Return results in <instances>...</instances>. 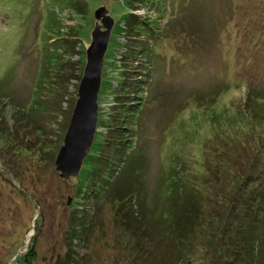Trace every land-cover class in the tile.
<instances>
[{
  "label": "rangeland",
  "instance_id": "rangeland-1",
  "mask_svg": "<svg viewBox=\"0 0 264 264\" xmlns=\"http://www.w3.org/2000/svg\"><path fill=\"white\" fill-rule=\"evenodd\" d=\"M146 1L0 0V82L8 80L0 89V264L16 262L33 239L37 264H54L59 255L70 264H235L228 253L213 254L209 241L193 253L183 225L178 237L187 240L179 243L164 223L191 225L186 197L199 194L207 200L198 217L217 215L214 224H202L206 238L220 231L237 179L216 172L219 150L237 168L255 158L264 165V0ZM104 6L115 25L89 153L98 160L83 188L87 160L75 185L54 163L95 12ZM131 14L130 25L140 30L128 32L125 44L140 56L133 50L120 69L115 47L124 44L120 23ZM144 91L145 102L129 106ZM242 194L217 246L236 249L237 235L251 256L258 242L253 263L264 264V179ZM177 201L186 212L167 217Z\"/></svg>",
  "mask_w": 264,
  "mask_h": 264
},
{
  "label": "trees",
  "instance_id": "trees-1",
  "mask_svg": "<svg viewBox=\"0 0 264 264\" xmlns=\"http://www.w3.org/2000/svg\"><path fill=\"white\" fill-rule=\"evenodd\" d=\"M162 1L163 0H161V2ZM146 3H148V2L146 1ZM151 6L154 7L155 10H156V8L158 10L163 9V7H162L163 4L162 3H159V2L156 3L154 1H152L151 2ZM79 12H81L80 9H79ZM129 18H133V17L127 16L126 19L120 23V27L122 28L120 31L122 33L125 31V29H129L130 28L129 21H131V20ZM141 23L144 24V25H146V26H149V25L151 27L153 26L148 21H144L143 20V21H141ZM131 27L134 28L133 25ZM155 30L156 29L154 28L153 32L154 33L156 32V34H157V31H155ZM117 46H119V45H117ZM130 50H133V49H130ZM80 79H81V77H80ZM7 82H8L7 79H5L3 81V83L0 82V89L3 87V84H6ZM119 82H123V79L121 78V81L119 80ZM118 96L119 95H113L114 99L116 97L118 98ZM116 105L119 106V103H116ZM130 106L134 107L135 109L137 108L136 107V104L130 105ZM251 122H252V126L253 127L254 126L257 127L258 124L260 123V122L253 123V119H252ZM125 127L126 126H122L123 129H119V130L125 131ZM0 143H1V141H0ZM240 143H241L240 148H245V145H244V143H243V141L241 139H240ZM97 150L98 149H96V151ZM220 152L222 153V151L219 150L218 151L219 154H218V156L216 158L218 164H214L216 166V169H217L216 172H219V170H220L221 172L223 171L224 174H226L227 177H229V178H231L233 176L237 180H239V178H240V180L238 181V184H237V180L235 181L234 188H235L236 192L234 193V197H233V200H232V206L230 207V210L227 213L228 215L226 214L227 215V216L225 215L226 218L224 220H222L220 223H217V225H216V228L218 227L220 229V231L219 232H216V233L210 232V235H208V237L206 238L205 230L207 228L205 226L207 225V223L210 224V225L214 224V221H215V218L217 217V215L215 213H213V214H209L207 218H202L201 216H203V215H201L200 217H198L197 212H201V207L202 206L204 207V205H206V202H205L206 197L203 195L202 197L199 198V196H200L199 194L197 195V197H193V196H189V195L186 197V199L188 198L190 200L189 203H188V210H186V211L190 213V217L188 218V220L191 222V225H188L187 223H184V222H181V223H178V224H176L177 222H175L172 225H170L169 222H168V220H165L166 222L164 223V225H165L166 228L169 229L167 231V233L168 232L174 233V234H172V236H170V238L172 239V238H174L176 236V238L178 239L179 243H183V241L187 240V239H184V237L183 238L178 237V235H179L178 233H180L179 232V228H181V225H183V227L185 228L184 230L185 231L188 230L186 232L184 231V233L186 235L189 233V236H190L191 241L194 240V243L191 244L193 246V251L190 249L193 253H195V252H200V253L201 252H204L203 250H205V248L203 246H204V244H206V242L209 241V243H212L210 245L213 246V252H214L213 254H215V255L217 254L218 256H220V255L223 256L224 254H227L228 253V255H230V258H233L232 260L235 261V264H236V262H237V264H249V263L252 264L253 263V260H254L253 259L254 258V254L255 255L258 254V252H256V251H258V242L255 243L256 251L253 250L254 249L253 247L251 248V256L252 257L250 255H245L246 249H245V247L243 246L242 243L240 244V241H239V238H238L237 235H236V237H233V239H235L234 241H238L237 243H235V246L237 245L236 249L230 248V246H226V247H224V253H223L221 251V248H219L220 247V244H219V247H218L217 246V243H220L221 242V239L223 238V236L225 234L224 231L227 229V227H231V225H230V222L231 221L229 220L230 218H228V217L231 214V212L232 213H233V211H234V213L236 212L235 211L236 210V207H234V206L236 205V203H238L237 201H239L244 196L242 194V192H244V189H249V187L253 183H256V180L264 179V165L261 164L259 161H257L256 158H255L248 165H240L237 168L235 161L230 162V160L226 161V160L222 159V155H221ZM207 153L210 155L209 152H207ZM209 155H208V157H210ZM89 156L86 159L87 160L86 161V164H87L86 169H85L84 172L81 173L82 174V179L80 180V183L82 184L81 187H83V188H84V184H85V182H84L85 179L93 171L94 165L96 164L95 161L98 160V157L96 155H92V156L89 155ZM225 158H229V157L225 156ZM219 163H222V165H220ZM233 167H235L236 169L233 168ZM230 169H233L234 172L231 171ZM214 174H216V173H214ZM126 177H127V175L124 176V179ZM227 179L228 178H225V180H227ZM177 180H179V179H176L175 177H173V183H172L173 189L176 186ZM216 181H219L220 182L221 179L220 178H217ZM120 184H122V182H120ZM120 184H119V186H120ZM215 196H218V195L215 194ZM223 197L226 198L225 195ZM118 198L121 199L120 201H122V203L128 201L126 199V195L124 196V195L120 194ZM109 199L115 200L117 198L116 197H111ZM177 202H176V204L174 203V204L171 205L172 207H170V209H169L170 210L169 211L170 213H169V216H167V217H172L173 218L174 216H177V214L179 216L181 213H185L186 212V211H184V212L179 213L180 211H179V208L178 207L183 202L182 201L180 203L179 202L177 203ZM117 204H118L117 201L113 203L114 206H116ZM223 218H220V219H223ZM178 219H179V217H178ZM173 220H175V219H173ZM203 223H205V226H202ZM216 228H214V229H216ZM231 250H233V251H231ZM234 257H235V259H234ZM241 259H242V261H240ZM38 260H39V253H38V249H37V243H36V240L33 239L31 241L29 247H28V252L25 255H23V256L17 257L16 262H14L13 264H37ZM54 264H70V263H69L68 260L63 259L62 256L59 255L58 258L55 259ZM165 264H168V263H165Z\"/></svg>",
  "mask_w": 264,
  "mask_h": 264
},
{
  "label": "water",
  "instance_id": "water-1",
  "mask_svg": "<svg viewBox=\"0 0 264 264\" xmlns=\"http://www.w3.org/2000/svg\"><path fill=\"white\" fill-rule=\"evenodd\" d=\"M108 12L105 6L95 12L96 24L86 51V64L78 88L77 101L54 163L59 177L71 185L77 184L96 137L105 55L115 24Z\"/></svg>",
  "mask_w": 264,
  "mask_h": 264
},
{
  "label": "clouds",
  "instance_id": "clouds-1",
  "mask_svg": "<svg viewBox=\"0 0 264 264\" xmlns=\"http://www.w3.org/2000/svg\"><path fill=\"white\" fill-rule=\"evenodd\" d=\"M128 1H130V0H128ZM129 9V8H128ZM137 10H133V11H130V12H136ZM65 15H67V14H65ZM132 15H135V14H131V16L130 17H132ZM128 16V15H127ZM144 21H146V20H144ZM115 25V24H114ZM132 25H130V28L129 29H125V31L123 32V33H125L126 35L124 36L125 38L128 36V32H132V31H134V32H137V31H139L140 30V27H138V26H134V28H132L131 27ZM123 33L120 31V35H121V37L123 36ZM127 42V41H126ZM127 46V43L124 45V46H122V45H119V46H117L116 47V53L120 50V49H124L125 50V52L123 53V58H122V62H121V66H120V69H122L121 67H122V64H123V59L127 62V60L125 59L127 56H130L131 55V53H132V51L134 50V53H137L138 55H139V53H138V51H137V49L134 47V48H132L133 50H131L130 51V53H128L126 50H130L129 48H127L126 47ZM109 48V47H108ZM108 52V51H107ZM106 56H107V53H106V55H105V59H106ZM140 56V55H139ZM143 62H140V63H137V64H140V66H142L143 67V64H142ZM117 67V66H116ZM122 71V70H121ZM143 73V72H142ZM103 76V75H102ZM146 84V83H145ZM101 89H102V87H101ZM101 91V90H100ZM100 94V93H99ZM145 96V97H144ZM146 96H147V94L145 93V91H144V94H143V97L141 98V99H138V101L139 102H137V103H130V105H134V104H136V107L138 108L142 103H144L145 102V100H146ZM137 98V97H136ZM100 99L101 98H99V100H98V105H99V108H98V125H97V132H98V128H99V122H100V118H99V113H100V108H101V106H100ZM116 105V103L114 102L113 103V107ZM129 105V106H130ZM117 106V105H116ZM136 108V109H137ZM74 110V109H73ZM114 113V112H113ZM113 113H112V115H113ZM97 132H96V134H97ZM94 142H95V140H94ZM92 150V149H91ZM89 156V155H88ZM88 158V157H87ZM86 158V159H87ZM86 161V160H85ZM85 163V162H84ZM84 165V164H83ZM83 168V167H82Z\"/></svg>",
  "mask_w": 264,
  "mask_h": 264
},
{
  "label": "built area",
  "instance_id": "built-area-1",
  "mask_svg": "<svg viewBox=\"0 0 264 264\" xmlns=\"http://www.w3.org/2000/svg\"><path fill=\"white\" fill-rule=\"evenodd\" d=\"M126 34L125 33H123V36H122V38L124 39V44L122 45V46H124L125 45V42H126V38L124 37ZM125 52V50L122 48V49H120L117 53H116V55L118 54L119 55V53H120V55H121V58H120V60L118 59V68H120V66H121V62H122V58H123V53Z\"/></svg>",
  "mask_w": 264,
  "mask_h": 264
}]
</instances>
